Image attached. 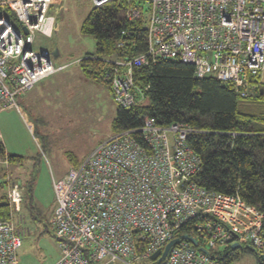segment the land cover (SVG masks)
Wrapping results in <instances>:
<instances>
[{
	"label": "built area",
	"instance_id": "2783aa9c",
	"mask_svg": "<svg viewBox=\"0 0 264 264\" xmlns=\"http://www.w3.org/2000/svg\"><path fill=\"white\" fill-rule=\"evenodd\" d=\"M51 1L0 0L2 108L17 106L18 94L65 66H55L51 49L35 44L36 35L53 34V16L47 14ZM91 1L99 6L110 0ZM145 4V51L107 60L119 107L143 98L134 84V68L160 58L190 63L196 77L230 82L242 96L254 91L253 80L264 70V0ZM142 12L133 5L126 16L133 19ZM192 131L182 122L161 125L145 116L139 128L113 133L77 167L53 179L51 224L59 248L53 264H223L210 252L243 242L264 254L263 212L238 193L210 190L194 179L201 159L187 143ZM23 190L19 181L9 182L12 217L0 219V264H18L23 238L30 233L20 214ZM182 235L193 237L197 245Z\"/></svg>",
	"mask_w": 264,
	"mask_h": 264
},
{
	"label": "trees",
	"instance_id": "16d2710c",
	"mask_svg": "<svg viewBox=\"0 0 264 264\" xmlns=\"http://www.w3.org/2000/svg\"><path fill=\"white\" fill-rule=\"evenodd\" d=\"M145 3L146 0L106 1L93 6L81 24L80 31L94 37L95 51L77 62L86 77L103 81L111 93L109 61L131 58L146 49L147 22L142 15L133 19L126 16L130 7L144 8ZM133 79L143 98L127 108L118 106L113 133L139 128L145 116L161 125H189L195 131L189 133L187 143L201 159L196 182L210 190L238 193L264 214V83H258L259 77L253 80L257 84L254 91L245 97L230 82L213 76L196 77L190 63L160 58L135 67ZM67 155L72 167L82 162ZM0 158L20 166L28 159L7 153L1 140ZM33 184L31 177L23 181L22 206L32 197ZM11 212L4 195L0 199V219H11ZM241 247H228L224 252L213 250L210 254L223 264H232L236 249ZM251 249L257 264H264V254Z\"/></svg>",
	"mask_w": 264,
	"mask_h": 264
},
{
	"label": "rangeland",
	"instance_id": "374dc122",
	"mask_svg": "<svg viewBox=\"0 0 264 264\" xmlns=\"http://www.w3.org/2000/svg\"><path fill=\"white\" fill-rule=\"evenodd\" d=\"M93 6L91 0H52L47 14L53 16V34L35 37L36 45L51 50L57 47L60 54L57 58L52 57V62L55 66H65L45 78L41 89L31 91L38 93L28 98V101L37 100L35 107H26L34 118L33 132L40 137L41 144L36 147L25 121V125L18 122L13 127L15 142L31 146L27 153L29 159L22 170L14 164L0 162V194H7L11 181L19 180L22 184L31 177L34 182L32 197L20 207L30 233L24 236L18 251L19 264H53L57 260L59 248L51 224L56 205L52 181L61 178L72 167L67 154L81 161L113 134L112 122L118 105L111 91L103 81L86 77L77 62L95 51L94 37L80 31ZM142 16L147 22L145 5ZM15 26L19 27V24L16 22ZM259 77L264 83V70ZM251 248L243 242L242 247L236 249L232 264H257ZM219 250L225 251L222 246Z\"/></svg>",
	"mask_w": 264,
	"mask_h": 264
},
{
	"label": "crops",
	"instance_id": "0c3cea01",
	"mask_svg": "<svg viewBox=\"0 0 264 264\" xmlns=\"http://www.w3.org/2000/svg\"><path fill=\"white\" fill-rule=\"evenodd\" d=\"M44 79L37 81L29 90H27L21 94H18L15 97V102H16L17 106H12L10 108H2L1 104H0V140L3 143L5 151L7 153H16V154H20V155H25L29 159V156L27 153L31 149V146L26 147L23 145H17V143L15 142L13 127H15V125L18 122H20L19 124L25 125L24 124V121H25V123L27 124V126L29 127V129L32 133L33 144L36 147H38L41 144L40 143L41 142L40 137L37 136L35 134V132H33V128L35 126L34 121H33L34 118H33L32 114L30 113V111L28 110V108L26 107V105H29V107L33 106V105L35 107L37 105V100H35V98H34V100L31 99V101H28L29 100L28 98L30 96L38 93V91L35 93H31V91L34 89H38V88L41 89L42 88L41 86L44 84ZM0 162L8 164V163L2 161L1 158H0ZM25 162L23 163L22 166H20L19 164H14V167L22 170V168L26 164ZM8 169L6 171H8ZM6 171L4 174L7 175V178L9 179L10 177L6 173ZM18 181L19 180H17L16 182H18ZM1 184L2 183H0V186H1ZM4 195H6V192L0 194V199ZM18 264H19V258H18Z\"/></svg>",
	"mask_w": 264,
	"mask_h": 264
},
{
	"label": "water",
	"instance_id": "95a60500",
	"mask_svg": "<svg viewBox=\"0 0 264 264\" xmlns=\"http://www.w3.org/2000/svg\"><path fill=\"white\" fill-rule=\"evenodd\" d=\"M23 30H24L25 33L27 32L25 27H23ZM51 54H52V57H53V58H57V57L59 56V54H60V53H59V49H58L57 47L54 48V49H52V50H51ZM182 237H183V238H186V239H188V240H190L194 245H197V241H196L193 237H191V236H187V235H182ZM176 241H177V238H175V239L172 240V241H169V242L165 245V247H164V249H163V252H162V254H161V258L165 256V254H166L168 248H169L174 242H176ZM238 246H239V244H238V243H235V244H233L231 247L233 248V247H238ZM200 249H201L202 251H204V252H208L207 249H205L204 247H200ZM156 255H157V252H155L154 254H152V257H155Z\"/></svg>",
	"mask_w": 264,
	"mask_h": 264
}]
</instances>
